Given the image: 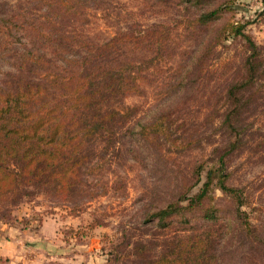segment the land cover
I'll return each mask as SVG.
<instances>
[{"label": "rangeland", "instance_id": "rangeland-1", "mask_svg": "<svg viewBox=\"0 0 264 264\" xmlns=\"http://www.w3.org/2000/svg\"><path fill=\"white\" fill-rule=\"evenodd\" d=\"M65 1L0 0V83L17 72L27 48L36 51L46 20L59 19L82 54L143 29L155 31L149 45L158 53L148 52L143 92L125 99L139 110L130 129L101 144L104 177L117 190L75 214L48 196L24 201L13 227L0 223V264H142L197 234L217 241L221 264H264V0L70 1L64 16L54 9ZM218 7L216 21H197ZM151 108L163 118L146 140L141 124L155 114L147 115ZM200 165L198 179L192 173ZM210 168L212 182L198 199ZM220 175L243 190L241 199L216 186ZM180 189L187 198L178 210L152 216ZM18 238L16 252L9 242Z\"/></svg>", "mask_w": 264, "mask_h": 264}, {"label": "trees", "instance_id": "trees-1", "mask_svg": "<svg viewBox=\"0 0 264 264\" xmlns=\"http://www.w3.org/2000/svg\"><path fill=\"white\" fill-rule=\"evenodd\" d=\"M70 1L85 2L66 0L64 7L56 6L54 10L67 16L73 9ZM222 8L203 13L197 21H216ZM59 23V19L42 22L36 51L27 48V54L19 58L17 72L9 73L8 79L0 83V223L7 227L18 220L14 211L21 203L40 195L67 203L70 214H75L100 195L117 190L118 182L104 177L101 144H113L120 130L130 129L139 110L125 99L143 92L148 52L158 53L149 45L155 31L143 29L137 35L113 36L82 54L72 47L75 42ZM232 28L246 36L242 26ZM250 44L255 50V43ZM252 81L253 77L234 88ZM172 87L175 93L178 84ZM151 109L147 115L157 108ZM159 112L141 124L146 140L154 134L149 131L160 130L158 121L163 111ZM223 165L222 158L220 171ZM202 169L203 165L196 167L193 177L199 179ZM213 173L210 168L208 179L196 195L198 199L207 194ZM216 186L241 199L243 190L230 186L224 175H220ZM186 198L185 189L169 199L162 198L153 206L152 216L163 217L178 210ZM171 244L157 258L142 264L225 262L217 257V241L203 234Z\"/></svg>", "mask_w": 264, "mask_h": 264}, {"label": "crops", "instance_id": "crops-1", "mask_svg": "<svg viewBox=\"0 0 264 264\" xmlns=\"http://www.w3.org/2000/svg\"><path fill=\"white\" fill-rule=\"evenodd\" d=\"M40 227H43V225L42 226H40ZM16 243H11V242H9L10 244H12L15 248H17L16 249V252L20 249H22V245H20L21 244V240L18 238V240L17 241H15ZM6 245V244H5ZM2 249L0 248V253L2 254Z\"/></svg>", "mask_w": 264, "mask_h": 264}]
</instances>
